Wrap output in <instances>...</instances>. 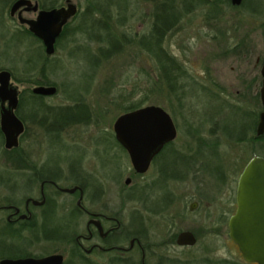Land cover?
<instances>
[{
  "label": "flooded vegetation",
  "instance_id": "obj_1",
  "mask_svg": "<svg viewBox=\"0 0 264 264\" xmlns=\"http://www.w3.org/2000/svg\"><path fill=\"white\" fill-rule=\"evenodd\" d=\"M19 1L21 0H0V10L2 9L0 12V37L7 36L8 41L14 39L18 42L16 37L23 38L32 35L33 39L30 40L33 44H38L40 49L38 47L33 49V57L29 64L31 68L24 80L18 79L15 73L9 70L0 69V73L8 71L11 74V88L17 91L19 98L14 114L25 129L19 138V146L15 149L17 151L16 161L8 162L11 163L15 176L5 177L3 175L0 177V254L5 251L11 255L12 252L18 253L17 250H24L17 248L14 244L7 245L2 242L3 230H16L25 235L36 232L38 238V233L48 232L49 236H54V241L66 244L68 250L66 253L69 257L65 252L62 253L63 255L58 253L63 256L64 264L70 263L68 258L75 260V262L71 261V264H179L180 260L176 257L163 256L164 251L172 247L182 248L176 245L180 233L191 232L190 230H174L175 221L186 219V212L194 214L202 208L205 209V213H208V217L212 216L214 220V224H210L212 232L229 233L228 221L236 213L235 196L239 176L249 161L260 157L258 150L260 148L264 150V96H262L264 40L260 50L258 44V37L264 39V21H260L264 19V0H242L238 6L232 5V0H206L201 3L204 7L202 17L196 14L197 8L201 7L200 1L176 0L173 3V7L176 9L174 10L176 17L173 21L179 24L177 30L190 15L195 16L196 19L201 17L202 23L196 32L197 35L198 33L202 34L204 38L203 55L205 59H203V63L205 68L200 75L188 77V83L193 85L194 89L196 87L205 89L207 101L201 110L194 104L195 101L200 100L199 98L174 96L173 99L177 101L175 110L178 116L180 113L178 105L181 104V100H190L187 116V118L189 117L188 136L184 138L183 144L177 145L181 131L175 119L168 114L174 121L176 138L172 143L165 144L159 154L153 156L151 166L143 175H138L133 170L134 174L141 178L139 187L141 195L139 205L141 207L135 209L133 220L134 232L136 231L135 233H138L139 237H132L134 232L130 231L129 225L126 226L124 220L125 208L132 204L131 200L137 194L136 191H130L132 185L126 184L129 179L127 178L125 185L130 189L128 188L127 192L123 191L120 194L122 208L113 214L111 207L103 200L104 197L106 198L107 192L103 186H100V181L110 182L111 178L105 177L102 180L103 178L99 177L98 168L86 176L83 169L85 168L84 157L78 146L79 132L82 128L94 125L99 128L101 115L107 116L110 109L107 108V114L104 113V110L100 112L99 109H96V105L89 101L88 95L93 90L92 85H95H91L92 81H89L90 85L83 89V92L65 90L66 101L69 104L52 107L47 99L55 98L59 92L58 86H51L48 76L52 57L46 54L44 43L30 32L29 25L21 22V18L27 21L37 19L42 10L51 12L53 9L59 10L67 7L70 3L75 4V2L59 0L60 4L57 5V8L48 10L43 9L38 0H26L34 4L33 6L38 4V13L33 11L29 13L24 7L13 16L11 10L15 6L14 4ZM46 1L52 2V0ZM116 1L86 0L88 2L87 10L83 17V11H80L79 6L75 4L79 14L63 28L62 34L64 35L68 27L71 30L77 28L75 19L78 18H81L83 28L104 22L115 24L118 12L123 14L122 19L128 23L139 18L152 22L154 14L162 7L160 0L154 2L143 0L141 3H145V7L150 6L151 10L150 12L147 10L145 15L143 13L136 15V10H131V5L128 4L129 0H124L121 6L117 5ZM5 11L10 14V19H16L17 27L12 32L6 28ZM228 11L232 13L231 16H227ZM32 15L35 16L28 18ZM177 30L176 32H178ZM128 33L131 34L132 31ZM136 34L142 35L139 31L133 35ZM63 35L57 40V45ZM78 36L83 37L82 34L72 33L68 39L71 40L75 37V40H80ZM92 38L98 40L99 33L93 35ZM75 51L85 53L79 46H76ZM37 52H39L38 56ZM230 62L234 64L230 69V74H234V78L227 82L224 71L227 69L225 65ZM55 68L57 67L55 66ZM162 82L164 81L157 80L158 87L162 85ZM29 84L35 88L21 90L22 87L25 88L24 86ZM39 87L57 88V93L55 97L35 94V89ZM228 88L233 89L230 96L227 95L226 89ZM4 108H9V101L4 104L0 101V119ZM57 109L62 111L53 112ZM1 120L0 132L2 133ZM258 132H261V136L258 135ZM38 134H43L45 140L48 141L46 143L51 150L49 160L37 161L23 149L27 135L29 139V137H36ZM113 135L110 139H106V137V140L101 139L100 145L98 144L100 140L97 139L95 142L98 149L100 146H108L107 150L100 152L101 155L97 159L100 163V170L102 169L110 177L113 172H117V170L114 171L117 169L114 162L117 155L112 154L113 148L117 146L114 129ZM112 140L114 143H110ZM120 147L122 148H118L128 155L123 145ZM61 155L67 159L61 160L59 158ZM66 168H68L67 171ZM67 174L68 176H66ZM122 175L123 172L119 171V178H122ZM67 180H75L76 185L71 189L79 190L73 194L64 192L63 190L66 188L62 187L61 183L67 182ZM130 180L132 184L133 181ZM207 180L214 182L213 184L219 187L217 193L219 192L221 197L218 201L217 199L211 201L210 197L209 200L204 197L202 189L208 186L206 185ZM82 183L92 185L93 202L98 207L102 205L97 211L90 212L83 204L88 187L84 188ZM192 187H195L194 190L196 189L199 196L190 195L193 194ZM178 188L186 190V194L178 196ZM3 190L8 192L7 195L2 193ZM24 192L28 196L23 199V202H19L18 196ZM210 193L208 194L210 195ZM35 194H39L38 199L32 196ZM63 194L70 197L75 196L79 200L75 206L67 201L61 202ZM179 207L181 213L176 211ZM212 208L215 214L211 215L209 210ZM173 211H176L175 216ZM63 212L65 213L62 214ZM1 213H6L7 218L4 219ZM84 217H88L90 220L86 224V233L80 235L77 230ZM159 220L163 221L165 225H170L164 241L154 230ZM40 222L42 224H39ZM191 234L198 242V234L193 232ZM45 236L48 240L50 239L47 235ZM86 242H89L91 246L87 247ZM188 248L193 249L194 247ZM188 248L183 247L182 249ZM23 253L19 255H23Z\"/></svg>",
  "mask_w": 264,
  "mask_h": 264
},
{
  "label": "rangeland",
  "instance_id": "obj_2",
  "mask_svg": "<svg viewBox=\"0 0 264 264\" xmlns=\"http://www.w3.org/2000/svg\"><path fill=\"white\" fill-rule=\"evenodd\" d=\"M75 2L79 6L80 11H83L82 17L87 10V3L86 0H71ZM143 0H129L128 4L131 5V10L135 11L136 15H139L140 13H143V15L146 14V11L150 12V6L145 7V3L142 4ZM201 7L197 8V15L203 16V6L201 5V2L199 3ZM132 11V13H133ZM2 12V9L0 10ZM196 15V16H197ZM232 13L228 11L227 16H231ZM5 19H6V28L7 30H10L11 32L17 27L16 19L12 20L10 19V14L6 11L4 13ZM35 15L29 16L28 18H32ZM201 17L195 18V16H189V18L185 19V21L180 25V29L177 30L178 32H175V34L168 37V40L164 44V48L167 53L173 59L175 60V66L172 68V81L169 83V87L171 86V91L164 90L165 83L162 82L161 88L163 90L159 89L158 91V85L155 84V81L151 79L150 76L153 77H159L161 76L163 71L157 70L158 66L153 63V61L150 60V56L148 53H139L140 50L136 48V46L132 45L129 47L126 53H121L116 55V57L111 59L100 62V64L96 63L95 68H92V63L88 59V53H82L80 51H75L76 46L81 47H87L89 51L98 57L99 50L101 47V43L98 42H86L87 37H79L80 40L74 39H68V37L64 40V42L61 43V46L58 47L57 52L54 57L51 58L50 63V69H48V76L51 82V86H58L59 92L57 93L55 98L47 99V102L52 107H57V105H67L68 101H66V94L65 90L68 92L72 90L82 91L83 89H86L89 84V81H92L93 90L88 95V99L90 102L95 104L96 109H99L100 112L104 110V113L107 114V108L110 109L109 114L107 116L103 115L99 128L97 126H91L89 128H82L80 130L79 134V141L78 146L81 148V154L84 157V173L86 176L87 174H91L96 168L97 171L100 172L99 177H101L102 180L105 179V177L111 178L110 182L108 181H100V186H103L105 191L107 192L106 198L104 197V202H107L109 207H111V212L117 213L121 210V196L120 194L123 191L127 192V187L125 185V181L128 179H132V186L139 185L141 186V178L134 174L133 172V165H131L130 159L128 155L120 150L118 147H114L112 154L114 153L117 155V158L114 159L115 162V169L117 172L112 173V177L107 176L103 170H100V163L97 158L100 157L101 153L107 150L106 146H100L98 149V146H96L97 143L96 140H100L98 144H101V139H110L113 135V126H115V122L121 115H126L129 113H126L125 110L133 105L137 106L139 103L142 104V107H150L154 105L155 107H161L163 108L167 114L172 116L181 132L178 136L177 145L184 143V138L188 136V107H189V101L181 100V104L178 105L179 108V116L177 115L176 105L173 98L175 97H185V98H191V96H195L196 98H199V101H195L194 104L202 110L205 101V92L202 87H196L195 89L192 88L193 85L189 84L188 77L200 75L202 73V70H204L205 65L203 63V59H205L203 52H204V46H203V37L202 34L196 32V29H198V26L201 25ZM148 20V19H147ZM146 20V21H147ZM139 19H135V21L130 22V24L127 27V30L132 31V34L136 33L137 31L143 34H146L148 31H150L152 22H146ZM260 21H264V19H261ZM143 22H146L143 24ZM77 24H81V18L77 19ZM89 26V25H88ZM179 26V25H178ZM195 28V29H194ZM98 26L96 25L94 29L92 30V35H97L98 32ZM75 28L73 29V31ZM72 31V32H73ZM23 40L21 43L16 42L14 39L12 41H8V37H0V69H6L9 70L12 73H15L16 77L20 80H24L28 76V71L31 68L29 66L30 60L33 57L32 51L34 48L38 47V44H33V42L26 37H23ZM27 39V40H26ZM258 44L260 45L259 50L261 49V46H263V40L262 37H258ZM18 41V40H17ZM12 42H14L12 44ZM19 44V45H18ZM198 44V46H195ZM40 49V47H38ZM102 48V47H101ZM139 50V51H138ZM38 53L36 55L38 56ZM52 65V66H51ZM55 66L57 68H55ZM234 66V64L227 63L225 67L227 68L224 71V74L226 76V81L230 82L234 77V74H230L231 67ZM156 71V72H155ZM153 72V75H152ZM150 74V75H149ZM29 78V77H28ZM178 85H176V83ZM25 88L22 87V91L32 90L35 87L32 85H25ZM155 89L156 91H154ZM233 89L228 88L226 89L227 95H231V91ZM67 103V104H66ZM201 105H199V104ZM141 107V108H142ZM140 110V109H139ZM28 117V115H27ZM1 120V119H0ZM96 129V130H95ZM98 129V130H97ZM178 130V131H179ZM188 138V137H187ZM24 140L25 144L23 149L28 153H30L35 160L37 161H43V160H49V154L51 152L50 148L48 147L47 143L48 141L45 140L43 137V134H38L36 137L31 136L28 139V135ZM105 139V140H106ZM4 140V139H3ZM0 139V177L5 176L9 177V175H14V170L11 168L12 165L11 161L14 160H8L7 156L4 152L7 150L5 149L4 142ZM114 140L110 143H114ZM190 141V139H189ZM192 144V141H190ZM229 143V142H228ZM225 143V144H228ZM101 152V153H100ZM258 154L261 158L264 156V150L260 148L258 150ZM263 155V156H262ZM16 156V155H15ZM51 156V154H50ZM56 159H67L64 155H61L58 157H55ZM8 163V164H7ZM68 168H66L67 171ZM119 171L123 172L122 178H119ZM239 171H242L239 169ZM238 171V172H239ZM68 173V172H67ZM69 174V173H68ZM68 174L66 176H68ZM119 178V180H117ZM208 185L205 186V189H202V192L204 194V197H207L209 200L217 201L220 199L221 194L218 192V186L214 185V182H210L207 180ZM84 182H86L84 180ZM119 182V183H118ZM89 183V182H88ZM87 184V183H84ZM210 184V185H209ZM75 180L71 181H63L61 183V186L66 189H71L73 186H75ZM87 187L89 188V191L85 194L84 199V205L90 212L97 211L100 209L97 205L93 202V195L94 190L92 189L91 184H87ZM127 187V188H126ZM129 188V189H130ZM195 187H192V193L190 195H197ZM126 189V190H125ZM209 189V191H208ZM131 191V190H130ZM129 191V192H130ZM178 196H182L186 194V190L179 189L178 188ZM211 192V193H210ZM5 195H7L8 192L2 191ZM25 193V192H24ZM20 194L18 196L19 202H23L24 198H27L28 195ZM210 193V195L208 194ZM35 197V199L39 198V194L32 195ZM224 198V197H222ZM79 199L77 197H70L67 196V194H63L61 196V202L67 201L68 203L73 204L75 206V203ZM18 201V200H17ZM5 204V203H4ZM6 205V204H5ZM141 206L139 203H133L128 205L127 208H125L124 211V220L126 226L129 225V229L131 232H134L133 227V220L135 218L134 211L136 208H140ZM178 213H181L180 207L176 209ZM173 211L174 216L176 215ZM205 209L202 208V210H197L194 214H191L190 212H186V219L179 220L177 219L175 221V226L173 227L174 230L180 229L182 231L190 230L193 233L198 234V242L197 246H195L193 249H182L180 247L175 246L174 248H170L167 251H164L163 256L167 257V255L176 257L180 260L179 264H246L242 260L241 252H238L237 248L233 245L230 238H228V233H222V232H212L211 231V225L214 224V220L212 219V216L208 217V213L204 212ZM209 212L212 214H215L210 209ZM63 212L62 214H64ZM61 214V215H62ZM172 214V215H173ZM1 215L4 219L7 218V214L4 213ZM179 215V214H178ZM90 220L88 217H84L83 220L80 223V228L77 230V232L80 235H84L86 233V224ZM161 220V219H160ZM158 221L157 225L155 227V233L157 232L158 236H161L160 238L164 241L166 240V234L168 230L170 229V225H165L163 221ZM39 224H42L40 222ZM201 231V232H197ZM2 242L7 245H16L19 249H24V253L21 250H17L18 253L12 252L10 255L7 252H3L0 254V262L3 259H23V256L28 258L38 257L39 259L44 258L46 256H54V254H62L68 252L67 245L54 241L53 237L49 236L48 232L39 234V238L36 236V232L25 235L21 231H6L3 230L2 232ZM47 235L50 239L45 236ZM160 240V239H159ZM85 245L87 247H90L91 244L89 242H86ZM23 255H19L22 254ZM17 254V255H16ZM67 254V253H66ZM12 257L10 258L9 257ZM63 255V254H62ZM68 255V254H67ZM17 256H21L22 258H19ZM69 257V255H68ZM68 261H70L69 264L72 262H75V260H71V258H68Z\"/></svg>",
  "mask_w": 264,
  "mask_h": 264
},
{
  "label": "water",
  "instance_id": "obj_3",
  "mask_svg": "<svg viewBox=\"0 0 264 264\" xmlns=\"http://www.w3.org/2000/svg\"><path fill=\"white\" fill-rule=\"evenodd\" d=\"M242 0H232V5L238 6ZM11 14L14 16L21 8L29 13L39 11L38 4L21 0L14 4ZM37 19L21 22L27 23L30 32L44 43L46 54L53 57L56 53L57 40L63 35V28L75 17L78 8L69 4L62 9L51 12L42 10ZM11 74L8 71L0 73V101H9V108L2 110L1 130L5 138V149L14 151L19 146V138L24 133V126L14 112L18 105L17 91L11 88ZM35 94L55 97L57 88H36ZM264 96V88L262 91ZM174 121L161 107H143L129 114L121 115L113 126L117 142L126 149L133 170L143 175L151 166L153 156L159 154L165 144L172 143L176 138ZM261 136V132H258ZM236 188V213L230 217L228 238L236 246L246 264H264V159L256 157L249 161L239 176ZM126 184L131 186V180ZM79 189H64L67 194H73ZM83 192V191H82ZM197 241L191 232L180 233L176 245L195 247ZM63 256L54 254L42 259L37 257L23 259H3L0 264H64Z\"/></svg>",
  "mask_w": 264,
  "mask_h": 264
},
{
  "label": "trees",
  "instance_id": "obj_4",
  "mask_svg": "<svg viewBox=\"0 0 264 264\" xmlns=\"http://www.w3.org/2000/svg\"><path fill=\"white\" fill-rule=\"evenodd\" d=\"M38 1H40L41 7L43 9H48V10L57 8V5L60 4L58 2L59 0H52V2H47L46 0H38ZM149 1L154 2L155 0H149ZM181 1L186 2L190 0H181ZM191 1H196V0H191ZM197 1L204 3L206 0H197ZM123 2L124 0H117L116 4L121 6ZM160 2H162V7L159 10H157L156 13L154 14L153 16L154 21H152L150 31H148L146 35L142 36L140 34L139 35L138 34L133 35L132 33L129 34L127 27L130 23H128L126 20L124 21L122 19L123 14L118 12V14L116 15L117 22H115V24L114 23L112 24L111 22L110 23L104 22L102 24L97 25L99 28L98 29V32H99L98 40H95L94 38H92L93 36L92 30L96 26L95 24L93 26L89 25L88 28H83L82 24L81 25L77 24V28H75L74 31L71 30L69 27L66 29V31L64 32V35L62 36V39L57 45V49L59 46H61L62 41H64L66 37H68L72 33H77L80 35L82 34L83 37L87 35V37L89 36V38H86L88 39L86 40V42H90L93 44V42L96 41L98 43H101L100 45L102 47V48L100 47V50H99L100 54H98V57H97L94 54H92L89 51V49H87V47L79 46L80 49H82L85 53H88L87 54L88 59L92 63V68H95L96 63L100 64V62H103L106 60H109V61L111 59L113 60V58L116 57V55L121 54V53L122 54L126 53L131 45L132 47L136 46V48L140 50L139 53H143V52L148 53V55L150 56V60L153 61V63L158 66L157 70L163 71L161 76L159 75V77H154L153 72H152L153 77L150 76L151 79L155 81V84L157 83V80L164 81L165 83L164 90L167 91L168 89V91L172 92L173 90L171 89V86L169 87V83L170 81H172L171 80L172 71H173L172 68L175 66V62H174L175 60L173 59V57L169 55V53L166 52L164 48V44L168 40L169 36L171 35L173 36L175 34L177 30V26L179 25L178 23H175L176 21L175 22L173 21L174 18L176 17L174 14V10L176 9L175 7H173V3L176 2V0H160ZM76 20L77 19H75V21ZM19 37H16V40H18L19 43L25 40L22 37L20 38ZM26 38L33 39V36L30 35V36H27ZM161 87L162 86H160L156 90L157 91L159 89L163 90V88ZM153 90L156 91L155 89ZM141 107H142V104L139 103V105L137 106L133 105L127 108L125 112L129 113L134 110L137 111ZM57 111H62V110L61 109L53 110V112H57ZM102 116L103 115H101V119H102ZM0 139L1 140L4 139L1 132H0ZM4 141L5 140H3L2 143ZM116 145H117L116 147L122 148L120 147L121 145H119L118 142H116ZM4 153L7 156V158H9L8 160H12V159L14 160V158L16 159V156H15L17 153L16 150L15 151L7 150ZM81 185H83L84 188H87V184L82 183ZM139 187H140L139 185L135 184V186H133L131 190V191L137 192L136 196H134L131 200L132 204L140 202L141 195H140ZM87 191H89V188H87ZM134 233L132 237H136V236L139 237L138 233H135V234ZM25 255L23 257H25ZM17 257L22 258L21 256H17Z\"/></svg>",
  "mask_w": 264,
  "mask_h": 264
}]
</instances>
